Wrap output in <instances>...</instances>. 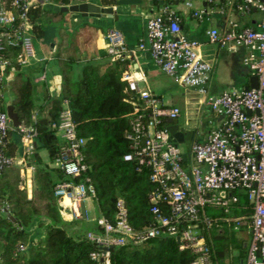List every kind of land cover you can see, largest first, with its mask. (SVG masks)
<instances>
[{"label": "built area", "instance_id": "built-area-1", "mask_svg": "<svg viewBox=\"0 0 264 264\" xmlns=\"http://www.w3.org/2000/svg\"><path fill=\"white\" fill-rule=\"evenodd\" d=\"M152 1L162 5L161 12L150 16L147 24L155 63L165 74L177 76L183 87L194 89L206 97V104L220 120L203 141L191 146L190 160L185 159L180 147L171 140L167 127L158 128L162 120L178 118L181 110L163 106L150 92L140 91L129 72L123 74L129 91L136 93L138 101H141L131 114L132 129L127 134L134 152L126 155L124 160L135 159L151 168L150 179L159 186L150 199L154 222L150 227L134 231L127 223V210L120 200L115 223L99 217L95 222L100 229L87 233V238L102 249L92 253L91 258L99 264H109L110 248L129 242L141 245L165 234L174 237L181 250L194 255L191 264H213L204 232L215 219L207 214L206 208L220 207L227 212L237 202V197L231 192L243 190L254 207L252 241L246 264H264V0H226L230 12L242 15L253 11L260 13L256 28L240 27L231 19L226 32L221 33L217 28L208 31L213 43L230 48L243 47L247 51L244 64L258 80L257 88L241 92L226 90L217 95H210L208 89L212 66L204 59L200 43L183 34L181 18L172 6L181 1L192 11L193 17L201 21L205 18V11L197 9L194 0ZM11 4L13 10H7L0 0V51L7 35L6 28L19 19L22 23L8 42L22 46L19 63L27 67L36 57L27 18L31 4L29 0H12ZM105 38L109 56L120 58L130 52L119 30H109ZM138 48L143 49L144 45L139 44ZM4 66L5 62L0 61V70ZM2 78L0 73V80ZM145 113H149L147 123L143 121ZM13 128L7 111H0V169L18 166L31 188L33 168L27 166L26 160L34 149V134L20 127L22 154L10 157L3 147ZM52 128L58 131L65 143L59 165L66 176H83L88 170L82 153L85 140L77 135L67 106ZM56 197L63 218L79 221L83 219L82 205L96 197V190L90 177L86 176L79 183L66 181L59 184Z\"/></svg>", "mask_w": 264, "mask_h": 264}, {"label": "trees", "instance_id": "trees-1", "mask_svg": "<svg viewBox=\"0 0 264 264\" xmlns=\"http://www.w3.org/2000/svg\"><path fill=\"white\" fill-rule=\"evenodd\" d=\"M87 0H48V6L31 4L27 11L30 32L41 39L46 34L47 23L59 25L61 42L56 61L62 78L61 93L51 98L45 93L46 108L37 111L36 85L19 63L23 53L20 44L9 43L21 25L17 19L6 28L0 61V111H6L8 103L14 107L21 127L34 134V149L27 158V166L33 168L32 186L27 185L16 165L0 169V264H99L91 254L101 252V247L87 238L89 231H98L96 222L79 227L85 222L66 221L60 212L56 188L62 182L79 183L86 176L96 190L93 202L99 217L115 223L118 202L122 200L127 210L128 225L141 231L153 224L151 195L159 186L150 179L151 168L137 160L125 161L134 152L133 143L127 137L132 129L135 105H140L137 94L129 91L123 80L128 62L118 60L101 71L80 58L82 47L90 37L84 24L78 29L66 31L64 23L68 14L60 11ZM102 6L111 7L117 0H99ZM7 10H13L12 0H3ZM17 13V11H14ZM85 42H81L80 38ZM88 37V38H87ZM86 38V39H85ZM83 63V64H82ZM5 89H7L5 91ZM65 106L71 112L77 135L85 140L82 147L83 162L87 172L80 177L68 178L59 165L64 140L52 124L60 118ZM143 118L148 122V114ZM166 127V120L158 125ZM20 129L13 128L7 135L4 152L10 157L22 154ZM47 152L48 160L42 155ZM237 197L229 211L220 207L206 208L215 221L204 232L213 264H246L252 241V216L254 207L243 190L231 192ZM162 206V204H161ZM25 249H21V247ZM109 264H191L194 255L181 250L174 237L161 235L141 245L129 242L109 249Z\"/></svg>", "mask_w": 264, "mask_h": 264}, {"label": "crops", "instance_id": "crops-1", "mask_svg": "<svg viewBox=\"0 0 264 264\" xmlns=\"http://www.w3.org/2000/svg\"><path fill=\"white\" fill-rule=\"evenodd\" d=\"M29 1L30 4L50 5L47 0ZM87 2L101 5L99 0H87ZM194 5L197 9L205 11V18L202 21L195 19L192 11L186 8L181 1L175 2L172 9L181 18L183 34L200 43V51L204 59L212 66L208 83L210 95H217L226 90L241 92L252 88L255 76L244 64L247 51L243 47L230 48L224 47L218 42H211L208 31L217 28L221 33L226 32L228 21L231 19L236 21L240 27L256 28L261 18L260 13L253 11L250 14L242 15L230 12L226 0H194ZM111 7L114 10L112 19L83 17L78 13H69L64 27L66 31L70 32L84 24L99 27L98 30L93 28L87 30V36L90 37L87 42L82 37L80 38L81 42H85L80 56L83 63L89 62L101 71H105L118 60L127 61V72L137 81L140 91L150 92L165 107H177L181 110L178 120L180 129L184 133V139L179 147L185 159L190 160L191 146L197 141H203L220 119L206 104V97L194 89L183 87L177 76L165 74L155 63L151 53L147 24L150 16L161 12V3L143 0L140 4L118 5L117 2L115 6ZM111 29H117L124 35L130 50L120 58H113L106 51L105 36ZM60 42V28L56 23H47L45 36L41 39H33L36 57L25 69L37 86V111L40 106L47 107V102L44 101L45 93L51 98L60 96L62 78L56 61V52ZM139 44H143L144 48L139 49ZM19 140L22 144L21 138ZM92 203L91 208L95 209L93 200ZM85 209L86 219L84 220L89 222L90 210L86 205ZM97 218H99V214ZM65 219L71 222L69 217ZM73 229L77 230V227Z\"/></svg>", "mask_w": 264, "mask_h": 264}, {"label": "water", "instance_id": "water-1", "mask_svg": "<svg viewBox=\"0 0 264 264\" xmlns=\"http://www.w3.org/2000/svg\"><path fill=\"white\" fill-rule=\"evenodd\" d=\"M143 0H117L118 5H128V4H140ZM60 11L69 14V13H78L83 17H92V18H109L112 19L114 17V10L112 7H102L99 4L92 3V2H82L76 3L70 6H63L60 8ZM258 87V80L257 77L253 79V86L252 88ZM247 88L246 90H248ZM7 89H5L6 91ZM6 97V111L7 114L12 122L14 128L18 129L21 127V123L19 121L18 115L14 111V107L8 103V95ZM167 131L171 136V140L179 146V144L184 139V133L180 129L179 120L176 119H167L166 120ZM82 216L86 219V209L85 205H82ZM107 250V249H104Z\"/></svg>", "mask_w": 264, "mask_h": 264}, {"label": "rangeland", "instance_id": "rangeland-1", "mask_svg": "<svg viewBox=\"0 0 264 264\" xmlns=\"http://www.w3.org/2000/svg\"><path fill=\"white\" fill-rule=\"evenodd\" d=\"M184 147V146H183ZM42 155L44 156V158L48 159V156H47V152L45 150H42ZM85 205L89 208V222H82L80 224H78L77 226H79L77 228L80 229V227L82 228V226H88L89 224H92L95 220H96V217L98 215V212H97V208L95 207V209H92L91 206L93 205L92 203V200H86L85 201ZM66 220V219H65ZM67 221V220H66ZM76 227V226H75ZM74 226L73 227H70L71 230H74L73 228H75Z\"/></svg>", "mask_w": 264, "mask_h": 264}]
</instances>
